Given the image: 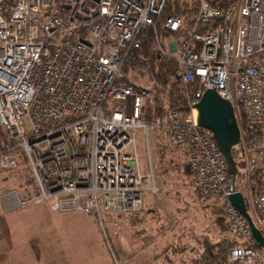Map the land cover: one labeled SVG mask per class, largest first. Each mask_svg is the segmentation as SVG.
Returning a JSON list of instances; mask_svg holds the SVG:
<instances>
[{
    "label": "built area",
    "instance_id": "2783aa9c",
    "mask_svg": "<svg viewBox=\"0 0 264 264\" xmlns=\"http://www.w3.org/2000/svg\"><path fill=\"white\" fill-rule=\"evenodd\" d=\"M166 1L0 0V167L12 169L23 156L36 189L7 196L5 205L44 202L51 211L99 217L137 211L142 191L157 186L150 161L147 173L140 170L135 130L148 151L149 132L164 122L169 144L186 147L197 200L221 207L235 237L229 261L264 264V248L228 200L241 193L264 235V0L226 8L199 0L189 25L178 15L159 24ZM148 34L157 56L176 63L187 107L150 122L141 116L149 89L124 72ZM145 66L141 56L135 68ZM208 88L234 110V173L212 132L196 122L193 104Z\"/></svg>",
    "mask_w": 264,
    "mask_h": 264
},
{
    "label": "rangeland",
    "instance_id": "374dc122",
    "mask_svg": "<svg viewBox=\"0 0 264 264\" xmlns=\"http://www.w3.org/2000/svg\"><path fill=\"white\" fill-rule=\"evenodd\" d=\"M124 72L129 80L149 89L148 98L157 97L147 73L130 66ZM24 123L28 127L26 118ZM160 130L152 129L148 134L149 157L142 130H135L140 170L147 173L150 161L157 190L142 191V205L132 216L104 210L100 217L89 212L51 211L44 202L8 207L5 204L12 199L7 196H21L22 188H32L34 183L23 156L15 155L17 166L12 169L0 167V201L13 215L6 225L0 217V242L6 232V250L13 246L11 254L0 255V264H182L192 259L201 240H235L223 226L224 220L218 218L220 209L197 201L182 166L183 146L168 144L159 136ZM161 142L167 149L168 177L160 171L163 165L157 166L163 152L159 148L164 147ZM34 207H38L36 211Z\"/></svg>",
    "mask_w": 264,
    "mask_h": 264
},
{
    "label": "trees",
    "instance_id": "16d2710c",
    "mask_svg": "<svg viewBox=\"0 0 264 264\" xmlns=\"http://www.w3.org/2000/svg\"><path fill=\"white\" fill-rule=\"evenodd\" d=\"M211 5L226 8L228 7L234 0H208ZM196 4V5H195ZM197 9V0H167L165 8L159 18V24L161 19L171 16L178 15L181 16L182 22L185 25H189L194 20ZM161 29L160 27L158 28ZM163 31V30H162ZM144 57L146 61L145 73L148 74V78L152 80L154 85V89L157 92V97L155 98H147L145 103L141 107V116L146 122H150L154 116H159L164 118V116L170 110L181 111L184 110V101L183 95L185 92V87L183 86L180 78V74L177 69V65L173 60H163L158 57L154 50V37L151 34H148L146 38L142 41L141 52L134 51L131 54L130 59L127 62V65L131 68H135L139 64L140 57ZM126 66L125 68H127ZM152 129H161L159 132V136L167 139L169 144V131L167 126L163 125L154 126ZM167 143V142H166ZM161 145L164 147H160V150L163 152L160 153L159 162H157V166H161V172L164 177H168L169 173L165 170L168 166L166 164L167 158L164 155V151H166L165 142H161ZM172 145V144H171ZM179 146V145H174ZM183 150V158L184 163L182 164L183 169L186 171L187 175L190 177V170L188 164V157L186 147L182 145ZM166 150H165V149ZM158 149V148H157ZM163 153V154H162ZM161 163V164H160ZM159 164V165H158ZM163 168V169H162ZM191 182V179L189 180ZM21 186V185H20ZM23 186V185H22ZM21 186V187H22ZM192 186V184H191ZM36 192L34 184H32V188L23 187L21 197H29ZM197 199V198H196ZM198 201V200H197ZM199 202V201H198ZM202 203V202H200ZM204 204H209L214 207H218V218L224 220L223 226L229 230L228 224L224 219L222 214V210L219 204L214 205L213 202H205ZM50 209V208H49ZM137 212V211H134ZM134 212H126V214H131ZM221 212V214H220ZM111 213V212H109ZM108 213V214H109ZM117 214V213H114ZM119 214V213H118ZM112 220L109 217V222ZM230 232V230H229ZM231 233V232H230ZM232 234V233H231ZM108 241H112V237L108 236ZM235 240H231L228 237H224L223 239H219L218 241L212 240H201V247H197L194 250V255L191 260L184 261L182 264H234L229 261L228 252ZM112 247V243H110ZM259 247L258 245H256ZM114 254L118 256V251L116 248L112 247Z\"/></svg>",
    "mask_w": 264,
    "mask_h": 264
},
{
    "label": "water",
    "instance_id": "95a60500",
    "mask_svg": "<svg viewBox=\"0 0 264 264\" xmlns=\"http://www.w3.org/2000/svg\"><path fill=\"white\" fill-rule=\"evenodd\" d=\"M193 108L196 110L197 124L212 132L219 151L227 163L228 172L234 173L236 162L231 150L239 141L240 130L231 102L219 96L215 89L208 88L193 104ZM184 110H187V107ZM228 200L247 219L253 238L260 247L264 248V235L247 213L241 193H231Z\"/></svg>",
    "mask_w": 264,
    "mask_h": 264
},
{
    "label": "crops",
    "instance_id": "0c3cea01",
    "mask_svg": "<svg viewBox=\"0 0 264 264\" xmlns=\"http://www.w3.org/2000/svg\"><path fill=\"white\" fill-rule=\"evenodd\" d=\"M38 207H34L32 209H36ZM36 211V210H35ZM12 212L11 210H7L5 211L2 207V204H1V201H0V217H2L5 221L3 222L5 225L8 223V221H11V217L13 215H11ZM1 223V222H0ZM9 231H12V227ZM9 234H12L9 232ZM7 237V233L4 232L2 235H1V238H2V241L3 242H0V255H7V254H11L12 253V249H13V246L10 247L9 250H6V245L8 244L6 241H5V238ZM13 244V243H12ZM1 260V259H0Z\"/></svg>",
    "mask_w": 264,
    "mask_h": 264
}]
</instances>
